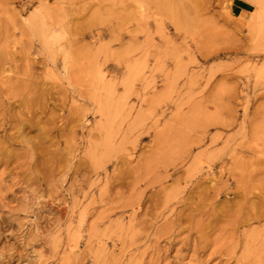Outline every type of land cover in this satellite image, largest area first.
Here are the masks:
<instances>
[{
  "label": "rangeland",
  "instance_id": "obj_1",
  "mask_svg": "<svg viewBox=\"0 0 264 264\" xmlns=\"http://www.w3.org/2000/svg\"><path fill=\"white\" fill-rule=\"evenodd\" d=\"M0 264H264V0H0Z\"/></svg>",
  "mask_w": 264,
  "mask_h": 264
},
{
  "label": "trees",
  "instance_id": "obj_2",
  "mask_svg": "<svg viewBox=\"0 0 264 264\" xmlns=\"http://www.w3.org/2000/svg\"><path fill=\"white\" fill-rule=\"evenodd\" d=\"M238 5H239L241 8H244V9H250V6H249L247 3H244V2L239 1V2H238Z\"/></svg>",
  "mask_w": 264,
  "mask_h": 264
},
{
  "label": "crops",
  "instance_id": "obj_3",
  "mask_svg": "<svg viewBox=\"0 0 264 264\" xmlns=\"http://www.w3.org/2000/svg\"><path fill=\"white\" fill-rule=\"evenodd\" d=\"M240 9L245 10L244 8H240Z\"/></svg>",
  "mask_w": 264,
  "mask_h": 264
}]
</instances>
